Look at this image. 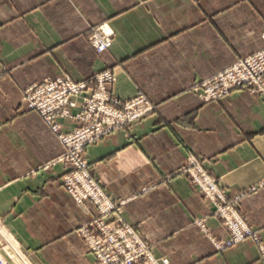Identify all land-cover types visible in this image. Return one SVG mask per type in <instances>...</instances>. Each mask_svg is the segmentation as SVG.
<instances>
[{
    "label": "crops",
    "instance_id": "obj_1",
    "mask_svg": "<svg viewBox=\"0 0 264 264\" xmlns=\"http://www.w3.org/2000/svg\"><path fill=\"white\" fill-rule=\"evenodd\" d=\"M100 23L112 43L98 52L88 34ZM262 32L264 0H0V229L7 237L0 253L15 264H98L77 231L97 209L86 200L83 210L62 185L67 163L44 167L63 146L21 95L45 76L90 81L110 68L112 93L142 91L155 104L83 149L114 199L138 192L124 204L125 218L169 264H264L251 237L215 245L229 230L177 171L195 153L224 192L244 191L238 210L264 244V100L232 87L205 101L190 89L259 49ZM252 184L260 185L248 190Z\"/></svg>",
    "mask_w": 264,
    "mask_h": 264
},
{
    "label": "built area",
    "instance_id": "obj_2",
    "mask_svg": "<svg viewBox=\"0 0 264 264\" xmlns=\"http://www.w3.org/2000/svg\"><path fill=\"white\" fill-rule=\"evenodd\" d=\"M262 37L264 41V32ZM89 38L98 50H103L111 44L112 30L102 23L95 27ZM94 77L96 83L91 88L87 80H76L67 74L46 76L24 87L21 100L27 109L36 110L41 115L62 143L63 151L51 162L69 163L62 176L65 188L82 209L87 210L86 199L91 200L97 209L95 216L77 230L100 264H167V258L154 256L141 233L123 220L120 204L129 197L116 203L91 174L88 161L82 154L89 142L108 134L119 122L145 113L152 105L142 93L130 98L111 95L108 84L115 76L108 69L94 74ZM232 87L258 93L264 100V44L214 75L202 79L194 89L207 101L221 97ZM62 120L75 121L76 127L65 129ZM185 166L201 189L216 202V214L224 218L231 232L228 239L224 242L214 240L215 244L223 247L250 236L264 256V245L257 231L238 211L240 195L234 193L231 197L227 196L196 154H188ZM254 187L251 185L249 188ZM112 217L121 221V225L110 222ZM201 226L205 229L203 222ZM4 259L0 260V264H13Z\"/></svg>",
    "mask_w": 264,
    "mask_h": 264
},
{
    "label": "rangeland",
    "instance_id": "obj_3",
    "mask_svg": "<svg viewBox=\"0 0 264 264\" xmlns=\"http://www.w3.org/2000/svg\"><path fill=\"white\" fill-rule=\"evenodd\" d=\"M100 24H102V23H100ZM100 24H97V25H92V26H90V31H89V34H88V41H89V43L98 51V52H101V51H103V50H105V49H107L108 47H106V48H104L103 50H98L97 48H96V46L92 43V40L89 38V36L91 35V33L93 32V30L95 29V27H97V26H99ZM263 38V37H262ZM111 43H112V41H111ZM263 44H264V41H263ZM263 46V45H262ZM261 46V47H262ZM260 47V48H261ZM250 54V53H249ZM248 55V54H247ZM246 56V55H245ZM242 57H244V56H242ZM239 58H241V57H239ZM239 58H237L236 60H238ZM236 60H234L233 62H235ZM232 62V63H233ZM232 63H230V64H232ZM229 64V65H230ZM229 65H227V66H229ZM227 66H225V67H227ZM105 69H108L110 72H112V74L115 76V73L112 71V69H110V68H104V69H101V70H99V71H96V72H94L92 75H91V77L88 79V80H90V81H88V86L89 87H93L94 88V86H95V77H94V74H96V73H100L101 71H103V70H105ZM223 69V68H222ZM221 70V69H220ZM69 75V76H71L69 73H61V74H57V75ZM215 74V73H214ZM213 74V75H214ZM57 75H53V76H57ZM53 76H51V77H53ZM212 76V75H211ZM46 77V76H45ZM72 77V76H71ZM93 77V78H92ZM73 79H75L74 77H72ZM206 78H208V77H206ZM115 79H116V76H115ZM114 79V80H115ZM202 79H204V78H202ZM202 79H200V80H198V81H196V83H194V85H192V87L190 88L200 99H202L199 95H198V92H197V90L196 89H194V87H195V85H197V84H199V82L202 80ZM76 80H79V79H76ZM114 80H110V83H112ZM90 82V83H89ZM110 83L108 84V91L110 92V94L111 95H115L114 93H112L111 92V90H110ZM29 85V84H28ZM26 87V86H25ZM239 88V87H238ZM24 89V88H23ZM243 89H245V88H243ZM247 90V89H246ZM249 91V90H248ZM22 92H23V90H22ZM229 92V91H228ZM227 92V93H228ZM249 92H251V91H249ZM138 93H142L143 95H145L146 97H147V99L149 100V102H150V104L152 105V108L151 109H149L148 111H146L145 113H143V114H141V115H139V116H137V117H135V118H131V119H128V120H126V121H124V122H119L118 124H116L111 130H110V132L109 133H111L112 131H114L115 129H117V128H120V127H123V126H128V125H130L132 122H134V121H138V120H140V119H142L144 116H146V115H148L149 113H151V112H153L154 110H155V104L150 100V98L144 93V92H142V91H137L135 94H133V95H131V96H128V97H121V96H118V95H115V96H118V97H120V98H130V97H133L134 95H136V94H138ZM251 93H253V92H251ZM226 94V93H225ZM224 94V95H225ZM223 96V95H222ZM221 96V97H222ZM21 97H22V95H21ZM217 99V98H216ZM203 100V99H202ZM212 100V99H211ZM22 101V100H21ZM23 103V102H22ZM23 105H24V103H23ZM25 106V105H24ZM73 123L72 124H70L69 126H67V125H65L66 127H64V124H63V127L65 128V129H68V130H70V129H72V128H75L76 127V122L75 121H72ZM108 133V134H109ZM57 135V134H56ZM107 135V134H106ZM105 135H103L102 137H100L99 139H101V138H103ZM59 139V138H58ZM99 139H97V140H99ZM96 141V140H95ZM92 142H94V141H92ZM89 143H91V142H89ZM63 146V145H62ZM62 151H63V149H62ZM61 151V152H62ZM60 152V153H61ZM59 153V154H60ZM189 153H191V152H189ZM188 153V154H189ZM83 154V153H82ZM188 154L185 156V162L183 163V165H181L178 169H177V171H184L185 173H187L188 174V176L190 177V179L194 182V183H196V185H197V187H198V189H199V191L204 195V196H206V197H208L209 199H210V201L212 202V204H213V214L216 216V217H218V218H220L222 221H223V223H224V218L223 217H221L220 215H218V214H216V208H217V204H216V202L212 199V198H210L209 196H208V194H206L205 193V191L204 190H202L201 189V187H200V185L196 182V180L193 178V176H192V174H191V172L190 171H188L187 170V168H185L186 166V163H187V157H188ZM193 154H195V153H193ZM197 155V154H196ZM84 156V155H83ZM198 156V155H197ZM199 157V156H198ZM55 158V157H54ZM53 158V159H54ZM52 159V160H53ZM199 159H200V161H201V163H202V165H203V162H202V159L199 157ZM51 160V161H52ZM51 161H49L48 163H45V165H44V167H48L49 165H51V164H53V163H55V162H51ZM87 161H88V159H87ZM64 163H67V165H68V167H69V163L68 162H64ZM88 165H89V162H88ZM68 167L65 169V171L68 169ZM203 167H204V165H203ZM205 168V167H204ZM89 170H90V172H91V167H90V165H89ZM206 170V169H205ZM65 171H63V173L60 175V177H61V183H62V176H63V174H64V172ZM207 171V170H206ZM91 174H92V172H91ZM209 174V173H208ZM93 175V174H92ZM94 176V175H93ZM96 178V177H95ZM216 181V180H215ZM100 182V181H99ZM217 183V182H216ZM100 184H101V182H100ZM62 185H63V183H62ZM102 185V184H101ZM217 185L219 186V184L217 183ZM252 185H254L255 187L254 188H249L250 186H248L247 187V189L248 190H254V189H256L260 184H252ZM64 186V185H63ZM220 187V186H219ZM64 188H65V186H64ZM146 187H142V189H140V190H138V191H141V190H144ZM66 189V188H65ZM67 190V189H66ZM222 191H223V189H221ZM68 191V190H67ZM224 192V191H223ZM244 191H237V192H235V193H238L239 195H240V197H241V194L243 193ZM68 193H69V191H68ZM138 192L137 191H135L134 193H131L130 195H127V196H124V197H120V198H118V199H114L111 195V197H112V199L114 200V201H116V203L118 202V201H120L122 198H126V197H129L124 203H122V204H120L121 206H120V209H121V214H122V218H123V220L127 223V224H129V225H132L135 229H137L138 231H139V229H138V227L136 226V225H134L133 223H131V222H129L126 218H125V216H124V212H123V206H124V204L132 197V196H134V195H136ZM227 196H229V197H231V195L232 194H234V193H232V194H227L226 192H224ZM241 193V194H240ZM70 194V193H69ZM71 195V194H70ZM72 197V196H71ZM240 197H239V199H240ZM73 198V197H72ZM86 200H89V199H86ZM86 200H85V205H86ZM75 201V200H74ZM91 201V200H90ZM238 201V200H237ZM76 202V201H75ZM92 202V201H91ZM93 203V202H92ZM94 204V203H93ZM78 205V204H77ZM79 206V205H78ZM80 207V206H79ZM84 210V209H83ZM239 211V210H238ZM241 214V213H240ZM242 215V214H241ZM95 216V215H94ZM94 216H92V217H94ZM243 216V215H242ZM91 217V218H92ZM90 218V219H91ZM245 218V217H244ZM89 219V220H90ZM88 222V221H87ZM87 222H84L83 224H85V223H87ZM110 222H112L113 224H117V225H121L120 223H121V221H119L116 217H112L111 219H110ZM201 222H203L204 223V221L202 220V219H196V223L204 230V231H207L206 230V227H205V229H204V227H202L201 226ZM248 222V221H247ZM249 223V222H248ZM205 224V223H204ZM224 225L227 227V225L224 223ZM81 226V225H80ZM79 226V227H80ZM251 226V225H250ZM78 227V228H79ZM77 228V229H78ZM227 229L229 230V228L227 227ZM255 230V229H254ZM78 231V230H77ZM140 232V231H139ZM78 233L82 236V234L78 231ZM141 233V236L145 239V241L147 242V244H148V246H149V250L151 251V253L154 255V256H156V257H158V258H162V257H166L167 258V260H168V263L167 264H169V257L168 256H166V255H156V254H154L153 253V251H152V247H151V243H150V241L148 240V239H146L145 238V236H144V234L142 233V232H140ZM230 234H231V232H230V230H229V236L227 237V239L230 237ZM2 235H3V232L1 231V229H0V241H3V244H7V242L5 241V240H7V237L5 236V235H3L4 236V238L2 237ZM258 235H259V233H258ZM246 237H250V236H246ZM260 237V236H259ZM243 238H245V237H243ZM242 238V239H243ZM252 238V237H251ZM82 239H83V241H84V243L86 244V240L84 239V237L82 236ZM211 239H213L212 237H211ZM253 239V238H252ZM226 240V239H225ZM224 240V241H225ZM241 240V239H240ZM254 240V239H253ZM214 241V240H213ZM215 241H217V240H215ZM215 241H214V243H215ZM224 241H221V242H224ZM237 241H239V240H237ZM255 241V240H254ZM235 242V241H234ZM234 242H232V243H234ZM256 242V241H255ZM260 242L262 243V240H261V237H260ZM231 243V244H232ZM256 244H257V242H256ZM216 245V244H215ZM227 245H230V244H227ZM264 245V244H263ZM86 246H87V244H86ZM217 246V245H216ZM257 246H258V244H257ZM218 247V246H217ZM87 248H88V250L92 253V255L96 258V260H97V262H98V264H100V262L98 261V258L95 256V254H94V252L87 246ZM218 248H222V247H218ZM258 249H259V251H260V254H261V256L262 257H264L263 255H262V253H261V250H260V248H259V246H258ZM10 250V248L9 247H7V248H5V252H8V251ZM4 258H6V257H4L1 253H0V260H5ZM11 263H13V264H15L14 262H12L10 259H8Z\"/></svg>",
    "mask_w": 264,
    "mask_h": 264
},
{
    "label": "bare ground",
    "instance_id": "obj_4",
    "mask_svg": "<svg viewBox=\"0 0 264 264\" xmlns=\"http://www.w3.org/2000/svg\"><path fill=\"white\" fill-rule=\"evenodd\" d=\"M12 245H14V244H12Z\"/></svg>",
    "mask_w": 264,
    "mask_h": 264
}]
</instances>
